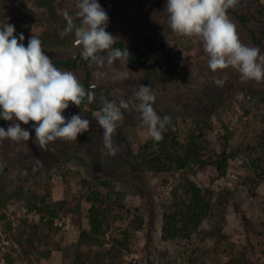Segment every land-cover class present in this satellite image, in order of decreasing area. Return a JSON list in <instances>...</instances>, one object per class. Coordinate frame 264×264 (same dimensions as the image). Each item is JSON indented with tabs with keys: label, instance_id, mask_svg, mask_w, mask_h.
I'll list each match as a JSON object with an SVG mask.
<instances>
[{
	"label": "rangeland",
	"instance_id": "rangeland-1",
	"mask_svg": "<svg viewBox=\"0 0 264 264\" xmlns=\"http://www.w3.org/2000/svg\"><path fill=\"white\" fill-rule=\"evenodd\" d=\"M3 2L15 32L17 27H26V39L36 35L53 63L81 55L82 46L75 43L74 32L63 38L59 34L66 27L65 14L74 8L72 0ZM166 4L167 0H128L102 6L109 17L106 31L128 53L133 54L144 39L163 45L150 62L118 59L109 65L107 54L101 53L105 57L102 65L80 58L75 68H58L74 73L80 82L91 74L94 101L89 104L85 99L80 107L70 103L63 112L66 119L80 115L90 121L89 131L79 134L77 141L58 138L41 150L31 121L27 125L15 121L30 132L28 141H0V264H8L4 259L8 257L12 264H74L77 247L84 251L78 264L264 261V177L252 164L264 136V80L242 81L233 68L212 72L202 43L170 29ZM227 14L239 40L264 54V0H239ZM72 18L80 24V18ZM167 57L178 60L174 67L161 65ZM121 74L126 78L121 79ZM214 79L222 80L223 86ZM140 85L150 86L155 94L153 107L159 116L177 118L180 144L188 141L189 134L202 132L210 154L228 157L223 171L215 165L192 164L187 169L200 187L214 191L213 212L191 240L175 243L161 237L164 208L181 173H154L136 163L140 147L151 139L139 113L122 109L123 122L112 137L114 156L104 147L103 129L93 117L105 100L138 102L134 94ZM12 123L0 118L5 130ZM103 182L123 195L125 211L130 213L112 220L102 244L78 246L80 229L90 228L87 186L102 188ZM30 199L46 204L66 200L68 209L45 224L41 214H28ZM79 202L80 214L76 210ZM115 214H120L119 208ZM32 224L40 226L38 246L43 254L51 251L47 258L33 251L24 253L14 241V234L30 232Z\"/></svg>",
	"mask_w": 264,
	"mask_h": 264
},
{
	"label": "clouds",
	"instance_id": "clouds-1",
	"mask_svg": "<svg viewBox=\"0 0 264 264\" xmlns=\"http://www.w3.org/2000/svg\"><path fill=\"white\" fill-rule=\"evenodd\" d=\"M238 4L239 0H167L168 26L180 36L202 43L212 72L233 68L242 81L260 82L264 80V54L239 40L236 26L227 14ZM76 7L80 24L66 13V27L60 36L74 32L75 43L82 46L81 57L86 61L104 64L101 53L107 54L109 65L118 59L127 60V49L113 47L116 37L106 31L109 17L97 0H78ZM14 33V25H0V118L14 122L7 130L0 127V141H28L30 132L19 122L27 125L30 121L34 122L35 143L41 150L58 138L77 141L79 134L89 131L90 121L80 115L66 119L63 112L70 103L80 107L86 99L91 104L94 91H86L74 73L58 69L36 35L29 38L25 47L24 35L21 33L17 39ZM120 78L125 79L126 74ZM214 83L223 86L220 79H214ZM134 95L138 102L121 100L117 104L105 100L93 116L103 129L104 147L110 155L116 154L112 137L123 122L122 109L138 112L150 137L157 142L163 139V132L171 122L170 116L161 117L155 111L156 96L150 86L140 85ZM37 164L42 166L39 160Z\"/></svg>",
	"mask_w": 264,
	"mask_h": 264
},
{
	"label": "trees",
	"instance_id": "trees-1",
	"mask_svg": "<svg viewBox=\"0 0 264 264\" xmlns=\"http://www.w3.org/2000/svg\"><path fill=\"white\" fill-rule=\"evenodd\" d=\"M128 0H99L101 6L115 2ZM78 0H72L74 8L68 10V14L76 17L78 11L76 5ZM0 0V25L11 24L10 14L6 6ZM67 7V6H66ZM229 11V10H228ZM238 17L243 20V16ZM26 27H17L15 36L17 39L22 33L25 35ZM25 37V36H24ZM22 43L27 47L28 39H24ZM114 48L125 50L121 42L113 45ZM163 47L162 44H155L148 39H144L137 47L133 54L129 53L127 60L135 63L145 64L150 62L152 54ZM82 58L78 55L76 58L67 61H57L53 64L57 67L75 68L77 60ZM83 62H89L82 58ZM178 60L174 57H167L161 62V65L168 69L174 67ZM157 69V66H153ZM91 74L88 72L86 78L81 82L86 91H90L92 84L90 83ZM84 103V101L82 102ZM178 120L176 117H171V122L167 126V130L163 132V139L155 141L154 139L147 140L139 149L135 156L136 163L143 168L154 173L180 172V179L178 184L171 191V200L165 205L161 237L164 241L179 243L181 241L191 240L195 235L202 230L203 222L213 212L214 207V191L200 187L193 179L190 178L187 169L190 165H215L218 171H223L228 165V157L224 155L210 154L208 141L205 134L200 132H193L189 134L188 141L185 144H180L178 140ZM264 135V133H263ZM260 154L252 160L255 169L258 170L264 177V136L262 147L259 150ZM222 157V158H221ZM102 188L99 186L88 185V193L85 196L86 203L89 204L87 210V217L90 228H81L78 246H92L102 244L103 237L106 236V229L111 224L112 220L117 217H122L125 213L129 214L130 210H126L123 204V195L108 183L103 182ZM103 189V190H102ZM104 190H107L106 192ZM82 205L77 203L76 210L80 214ZM120 209V214H115L116 209ZM28 214H41L45 224L53 223V221L60 217V214L68 209V202L66 200H59L53 204H46L45 201L39 202L37 199L28 200L26 203ZM129 217V215L127 216ZM123 218V217H122ZM30 232L22 230V233L14 234V241L18 244L24 253H40L44 257H49L51 251L43 254L38 246L39 242V225H30ZM128 236V234H125ZM11 241L13 239L8 238ZM76 257L74 264H78L84 251L80 247L76 248ZM86 254V253H85ZM264 257V246L262 249ZM104 254H98L102 257ZM105 256V255H104ZM2 257H0L1 262ZM8 264H12L11 258H4ZM83 264L85 262H82ZM228 264H264L262 262H254L249 260H234Z\"/></svg>",
	"mask_w": 264,
	"mask_h": 264
}]
</instances>
